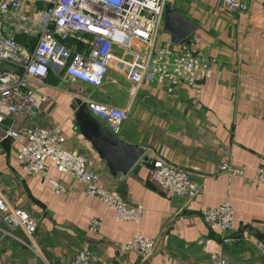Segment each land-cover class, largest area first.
I'll return each instance as SVG.
<instances>
[{
  "label": "crops",
  "instance_id": "1",
  "mask_svg": "<svg viewBox=\"0 0 264 264\" xmlns=\"http://www.w3.org/2000/svg\"><path fill=\"white\" fill-rule=\"evenodd\" d=\"M168 1L196 24L187 37L196 52L213 58L206 63L212 72L205 79L172 92L152 81L134 90L126 78L110 70L98 90L66 80L62 71L51 69L36 85L45 100L34 122L60 124L66 146L92 160L99 185L144 206L139 221H116L113 212L87 195L79 181L51 169L49 176L65 186L63 192H53L46 179L20 168L16 150L24 139L4 140L0 184L12 205L27 210L37 225L29 238L21 229L0 222V264H76L82 250L91 252L93 264H220L222 258L225 264H264V245L243 228L249 225L264 233V185L248 180L254 167L264 166V0H242L246 10L237 12H227L222 0ZM43 7L42 2L23 0L21 12L29 15ZM3 19L15 40L32 49L37 32L15 30L8 18ZM72 85L81 95L129 105L114 134L142 147L145 164L136 163L126 174L110 173L76 126L79 97L72 96ZM153 159L186 170L200 184L199 193L190 201L169 195L153 179ZM221 163L241 167V173L229 176L218 170ZM225 197L232 209L231 227L210 230L201 211ZM94 217L102 219L96 233L88 228ZM135 233L156 241L151 257L121 249Z\"/></svg>",
  "mask_w": 264,
  "mask_h": 264
},
{
  "label": "built area",
  "instance_id": "2",
  "mask_svg": "<svg viewBox=\"0 0 264 264\" xmlns=\"http://www.w3.org/2000/svg\"><path fill=\"white\" fill-rule=\"evenodd\" d=\"M35 1L44 3V7L24 15L23 0H0V125L7 122L3 128L0 126V143L23 138L16 150L20 168L28 175L46 179L53 192H63L65 186L49 176L51 169L79 181L87 195L102 201L113 212L116 221L138 222L144 206L129 203L117 190L99 185L92 160L66 146L60 124L44 126L34 122L45 100L36 85L55 69L62 71L66 80L81 81L99 90L113 70L126 78L134 90L152 81L172 92L208 77L212 69L206 63H212L213 58L196 52L187 38L173 42L162 32L168 0ZM222 2L227 12L246 10L242 0ZM3 17L15 30L37 32L32 49L18 43L12 32L3 33ZM77 44L81 47L76 49ZM72 96L84 101L90 113L113 133L119 131L129 111L128 104L115 106L77 91ZM150 162L154 181L169 195L190 201L199 193L200 184L186 170L163 159ZM218 170L229 176L241 173V167L226 163L219 164ZM248 180L264 185V166L254 167ZM201 218L210 230L230 229L232 209L226 197L218 205L204 208ZM0 222L21 229L29 238L37 225L27 210L12 205L1 184ZM101 222L100 217L92 218L89 230L96 233ZM121 249L149 258L155 252L156 241L135 233ZM91 257L90 251L82 250L76 255V264H93L89 262ZM219 263L225 264V260Z\"/></svg>",
  "mask_w": 264,
  "mask_h": 264
},
{
  "label": "water",
  "instance_id": "3",
  "mask_svg": "<svg viewBox=\"0 0 264 264\" xmlns=\"http://www.w3.org/2000/svg\"><path fill=\"white\" fill-rule=\"evenodd\" d=\"M196 28V24L176 9L166 6L162 32L173 42L187 38ZM75 122L80 133L91 143L98 156L105 160L111 174H126L136 163L145 164L147 157L144 149L128 144L114 134L104 123L96 119L86 103L76 99ZM248 233L264 245V233L245 225Z\"/></svg>",
  "mask_w": 264,
  "mask_h": 264
},
{
  "label": "rangeland",
  "instance_id": "4",
  "mask_svg": "<svg viewBox=\"0 0 264 264\" xmlns=\"http://www.w3.org/2000/svg\"><path fill=\"white\" fill-rule=\"evenodd\" d=\"M2 31H3V33L5 34V35H9L10 34V32H9V30H8V27H3V29H2ZM69 87H71V86H69ZM72 88H74L75 89V91L77 90L76 88H78V86L77 85H75V86H73L72 85ZM78 91V90H77ZM72 92H74V90L72 91ZM10 186V185H9Z\"/></svg>",
  "mask_w": 264,
  "mask_h": 264
}]
</instances>
